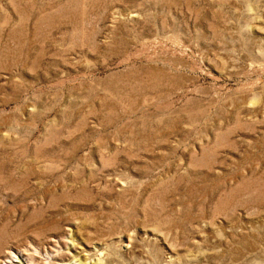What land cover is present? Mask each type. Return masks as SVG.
I'll return each instance as SVG.
<instances>
[{
    "label": "rangeland",
    "instance_id": "obj_1",
    "mask_svg": "<svg viewBox=\"0 0 264 264\" xmlns=\"http://www.w3.org/2000/svg\"><path fill=\"white\" fill-rule=\"evenodd\" d=\"M10 250L264 264V0H0Z\"/></svg>",
    "mask_w": 264,
    "mask_h": 264
},
{
    "label": "bare ground",
    "instance_id": "obj_2",
    "mask_svg": "<svg viewBox=\"0 0 264 264\" xmlns=\"http://www.w3.org/2000/svg\"><path fill=\"white\" fill-rule=\"evenodd\" d=\"M72 248V247H69ZM85 254V253H84ZM83 255V253H82ZM88 255V254H87ZM30 256L28 258L27 254L17 251V254L10 250L6 254L2 256L0 259V264H32L30 261ZM90 260V259H89ZM51 262V261H50ZM42 263V262H41ZM44 263V262H43ZM42 263V264H43ZM71 263V262H70ZM51 264V263H50ZM58 264V263H57ZM60 264V263H59ZM62 264V263H61ZM72 264H78L77 262H73ZM89 264V263H88Z\"/></svg>",
    "mask_w": 264,
    "mask_h": 264
}]
</instances>
